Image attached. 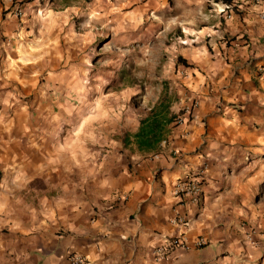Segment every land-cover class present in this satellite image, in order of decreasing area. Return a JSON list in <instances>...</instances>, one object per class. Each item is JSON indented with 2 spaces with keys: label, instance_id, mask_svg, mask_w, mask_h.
I'll return each instance as SVG.
<instances>
[{
  "label": "crops",
  "instance_id": "crops-1",
  "mask_svg": "<svg viewBox=\"0 0 264 264\" xmlns=\"http://www.w3.org/2000/svg\"><path fill=\"white\" fill-rule=\"evenodd\" d=\"M130 1L167 56L155 149L134 137L149 114L132 136H56L57 33L0 0V264H264V0ZM190 173L199 202L177 192ZM173 236L189 247L156 259Z\"/></svg>",
  "mask_w": 264,
  "mask_h": 264
},
{
  "label": "rangeland",
  "instance_id": "rangeland-1",
  "mask_svg": "<svg viewBox=\"0 0 264 264\" xmlns=\"http://www.w3.org/2000/svg\"><path fill=\"white\" fill-rule=\"evenodd\" d=\"M22 1L14 3L27 9L35 32L60 41L56 136H81L87 120L97 123L92 138L132 136L161 88L154 77L166 68V52L150 48V19L128 8L130 0Z\"/></svg>",
  "mask_w": 264,
  "mask_h": 264
},
{
  "label": "built area",
  "instance_id": "built-area-1",
  "mask_svg": "<svg viewBox=\"0 0 264 264\" xmlns=\"http://www.w3.org/2000/svg\"><path fill=\"white\" fill-rule=\"evenodd\" d=\"M232 9V5L224 4L222 11H227ZM264 15V13H263ZM264 72V70H263ZM199 107V100L195 99L191 106L187 108L186 114L190 120H198L199 114L197 112ZM179 122L180 119H177ZM176 155L180 156L179 152H176ZM178 194H184L190 197V200L193 202H199L203 197V179L198 173H190L185 178L181 179L177 184ZM176 223L186 225L188 221L184 219H176ZM198 245H202V242H199ZM188 248L189 244L183 236H173L167 237L163 244L158 245L154 248L153 254L156 259H162L168 254H170L176 248ZM70 264H85V259L77 254L70 255Z\"/></svg>",
  "mask_w": 264,
  "mask_h": 264
},
{
  "label": "trees",
  "instance_id": "trees-1",
  "mask_svg": "<svg viewBox=\"0 0 264 264\" xmlns=\"http://www.w3.org/2000/svg\"><path fill=\"white\" fill-rule=\"evenodd\" d=\"M30 1L32 0H23L22 3H27ZM217 1L230 3L233 0ZM179 59L181 60L182 58L180 57ZM166 108L167 106L163 103L160 107L156 104L151 109L150 114L146 118L142 119L139 130L134 134V137L140 148L155 149L156 146H158L162 141L166 140L164 128L162 125V121L166 119V116L164 114ZM168 121H171V119H167V122Z\"/></svg>",
  "mask_w": 264,
  "mask_h": 264
}]
</instances>
